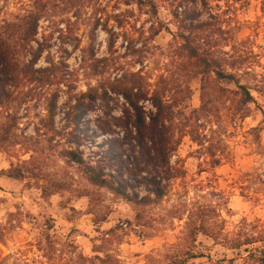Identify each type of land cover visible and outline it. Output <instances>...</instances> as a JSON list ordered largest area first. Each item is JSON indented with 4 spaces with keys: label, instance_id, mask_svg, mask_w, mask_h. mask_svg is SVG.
<instances>
[{
    "label": "rangeland",
    "instance_id": "1",
    "mask_svg": "<svg viewBox=\"0 0 264 264\" xmlns=\"http://www.w3.org/2000/svg\"><path fill=\"white\" fill-rule=\"evenodd\" d=\"M152 1L0 0V264H262L264 0ZM130 86L145 125L154 94L173 111L170 174Z\"/></svg>",
    "mask_w": 264,
    "mask_h": 264
},
{
    "label": "trees",
    "instance_id": "2",
    "mask_svg": "<svg viewBox=\"0 0 264 264\" xmlns=\"http://www.w3.org/2000/svg\"><path fill=\"white\" fill-rule=\"evenodd\" d=\"M138 5L142 4H148L150 7H153L155 9L154 2L152 0H135ZM44 6L41 8H36V11H31L27 18V31L25 32L24 40L30 41V39L35 37L37 32V24L40 19V16L42 15ZM45 10V9H44ZM0 38V45L2 44ZM189 55L192 58H198L199 61H201L204 64L209 65L208 60L205 56L198 53V51L195 48L189 49ZM13 56L5 51L0 50V63L2 66L6 62H8L10 59H12ZM36 59L34 58V61ZM34 61L32 63H34ZM218 78H225L231 75H225L223 72L217 70L213 71ZM210 71V72H211ZM2 73L5 74V70L0 72V77H2ZM1 81V79H0ZM119 92L122 93L123 98L126 100L128 105L131 109L134 111V120L132 122V126L136 131V134L132 136L134 140H136L138 143L141 144L142 148L144 147L145 150H142L141 155L142 156H150L152 153L161 163H163L166 167L163 172H168L170 174V168L168 167V158L170 153L174 150V143L172 144V134L169 132V125H167V122H169L173 117V111L170 108V105L166 104L161 97L154 94L151 98L153 100V106L156 109V113L154 117L151 119V122L148 125H145L144 116L138 107V102L144 98H146V94L141 89L140 86H130V87H124ZM244 95L251 99V95L248 91H244ZM49 110L52 112L53 107L50 106ZM150 143V144H149ZM150 145V148L148 149L146 146ZM71 158H77L76 154L74 152H70ZM146 170H150L148 167H144ZM88 172V179L94 183L98 184L100 186H106L109 187L111 190H113L115 193L126 196V193L122 191L121 189L114 187L112 183H110L106 178L101 177L98 174L92 173L90 171ZM152 174H154L152 177L145 178V182L151 187L150 193L154 195L156 199L162 198L165 195V189L166 185L163 184V177L160 176L161 171H154ZM150 197L145 196L142 199H140V202H149ZM259 260L262 264H264V249L259 251Z\"/></svg>",
    "mask_w": 264,
    "mask_h": 264
}]
</instances>
